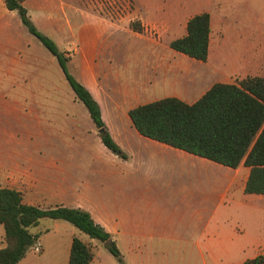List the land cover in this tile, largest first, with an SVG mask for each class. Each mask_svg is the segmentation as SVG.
<instances>
[{"label":"crops","instance_id":"1","mask_svg":"<svg viewBox=\"0 0 264 264\" xmlns=\"http://www.w3.org/2000/svg\"><path fill=\"white\" fill-rule=\"evenodd\" d=\"M33 1L38 9L44 10L43 2ZM16 15L0 0V36L11 39L10 21L5 19L16 18ZM47 21L48 28L53 17ZM97 25L109 27L107 38H103L106 28L97 29L101 33L100 46L95 42L87 44L82 49L80 62L74 58L78 49H64V53L72 54L70 62L79 68L83 85L95 93L97 101L101 103L98 91L108 100V119L104 111L101 116L125 157L108 153L104 156V165L109 169H95L94 179L85 182H78L69 169L50 172L49 169H21L14 165L2 169L0 187L20 191L28 204L87 210L93 220L110 233L120 258L115 257L104 242L80 232L68 221L51 218L47 225L39 221L33 230L30 229L31 233L38 234L40 251L27 250L16 264H68L75 236L91 250L92 259L88 264H138L146 255L149 261L154 259L150 255H160V262L155 264H208L205 259L203 263V254L209 255L210 264H238L259 253L264 254V235H261L250 240L253 249L250 257L237 262L228 260V255L246 247L239 239L243 237L251 210L255 218H264V194L244 191L249 167L240 164L230 168L148 138L135 128L136 131H131L133 124L127 120L129 109L157 100L148 95L155 86L162 88V82L169 87L165 97L193 103L213 83H232L227 73L212 69L209 53L206 61H200L179 52L169 57L155 48L154 54L146 56L143 69L138 71L137 67H132L121 75V71L114 70L113 64L133 61L127 36L121 38L124 29L113 21ZM125 33L132 37V31ZM136 100L138 102L132 104ZM121 162L125 167L119 169ZM24 183L26 189L20 186ZM43 186L46 196L41 192ZM165 189L178 191L180 199L173 203L160 197L159 192ZM236 208L237 214L233 211ZM227 234L238 239L237 242L220 239ZM2 246L4 234L0 248ZM216 248L227 254L225 260L221 255L216 256Z\"/></svg>","mask_w":264,"mask_h":264},{"label":"rangeland","instance_id":"2","mask_svg":"<svg viewBox=\"0 0 264 264\" xmlns=\"http://www.w3.org/2000/svg\"><path fill=\"white\" fill-rule=\"evenodd\" d=\"M40 1L45 5L42 11L35 1L26 0L25 8L30 20L41 33L55 42L60 51L78 49V54L74 56L78 62L87 44L95 42L98 45L101 33L97 30L100 27L97 24L113 21L124 29L121 38L127 36L129 52L133 55V61L118 65L112 63L114 70L121 71V75L132 67L140 71L145 65L146 56L154 54L155 48L169 57L178 55L169 47L170 40L185 34V23L190 16L205 11L211 19L209 64L213 66L212 69L225 71L231 82L246 75L264 76V0ZM49 17H53L54 21L47 28ZM7 19L11 25L8 28L11 39L0 36V174L2 169L14 165L21 169H49L50 172L69 169L78 182L92 181L95 169H109L108 165H104V156L111 151L100 142V129L94 126L85 105L75 96L56 57L29 32L18 15ZM133 23L139 24L141 30H133ZM100 28L107 29L103 33V38H107L109 27L104 25ZM125 31L128 34L132 31V37ZM65 55L69 59L73 57L69 53ZM68 70L82 83L79 68L70 60ZM175 73L178 74V71ZM161 86H155L148 96L152 99L167 96V83L162 82ZM90 92L97 101L95 93ZM98 92L101 103L97 102L101 113L104 111L108 119L109 102ZM127 120L130 121L128 117ZM127 127L130 128L129 125ZM131 128V131H136L133 126ZM105 129L108 131L106 124ZM120 149L119 153H111L121 155L123 149ZM124 167L121 162L119 169ZM20 186L27 188L25 183ZM41 192L47 195L45 186ZM159 195L173 203L181 196L178 191L170 189L160 191ZM233 211L236 214L239 212L237 208ZM253 215L251 210L243 237L239 239L246 243V247L228 255V260L237 262L250 257L253 253L250 240L264 235V218ZM40 221L47 225L52 219L45 217ZM3 234L0 225V241ZM220 239L238 240L228 234ZM33 245L27 250H32ZM215 252L216 256L221 255V259L225 260L227 254L220 248H216ZM150 256L154 259L149 261L146 255V259L138 261V264L160 262V255ZM208 256L202 255L203 263L205 259L210 264Z\"/></svg>","mask_w":264,"mask_h":264},{"label":"trees","instance_id":"3","mask_svg":"<svg viewBox=\"0 0 264 264\" xmlns=\"http://www.w3.org/2000/svg\"><path fill=\"white\" fill-rule=\"evenodd\" d=\"M15 11L20 21L41 44L53 54L75 96L85 105L94 126L103 128L99 137L111 152H121L105 129L98 102L90 91L68 70L69 57L55 42L41 33L30 20L23 0H3ZM210 14L200 12L185 23V34L170 40L169 47L200 61H206L211 33ZM133 30L141 26L133 23ZM128 116L138 133L218 164L236 168L249 167L244 191L264 194V76L246 75L232 83H213L196 101L187 103L176 97H165L137 105ZM125 157L124 153H121ZM63 219L80 232L105 243L117 258L120 252L110 233L96 223L87 210L68 207H40L23 201L18 190L0 187V225L4 230V246L0 248V264H16L37 240L29 228L41 218ZM92 253L78 237L72 239L68 264H88ZM238 264H264L259 253Z\"/></svg>","mask_w":264,"mask_h":264},{"label":"built area","instance_id":"4","mask_svg":"<svg viewBox=\"0 0 264 264\" xmlns=\"http://www.w3.org/2000/svg\"><path fill=\"white\" fill-rule=\"evenodd\" d=\"M33 249L35 250V251H40V249H41V245H40V243H39V241L38 240H36L35 241V243H34V245H33Z\"/></svg>","mask_w":264,"mask_h":264},{"label":"water","instance_id":"5","mask_svg":"<svg viewBox=\"0 0 264 264\" xmlns=\"http://www.w3.org/2000/svg\"><path fill=\"white\" fill-rule=\"evenodd\" d=\"M103 131V128H101L100 130H99V132H102ZM119 153V152H118Z\"/></svg>","mask_w":264,"mask_h":264}]
</instances>
